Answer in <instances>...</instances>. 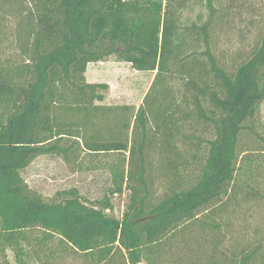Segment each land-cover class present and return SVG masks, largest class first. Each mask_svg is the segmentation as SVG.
Masks as SVG:
<instances>
[{"label":"trees","instance_id":"trees-1","mask_svg":"<svg viewBox=\"0 0 264 264\" xmlns=\"http://www.w3.org/2000/svg\"><path fill=\"white\" fill-rule=\"evenodd\" d=\"M11 1L14 11L27 5L29 43L20 61L0 57V264H12L8 249L15 264H27L22 244L38 236L58 238L92 264H157L177 241L190 245L192 226L218 229L202 213L233 194L257 192L264 26L249 56L227 66L211 38L225 15L220 0H0V10ZM192 4L204 7V20L185 18ZM111 56L154 72L138 108L102 103L109 85L86 81L88 63ZM242 135L252 142L240 158ZM81 151L125 154L94 203L75 190L46 200L22 176L38 156L70 164ZM158 165L172 187L153 202ZM124 189L129 200L117 217L109 197ZM220 245L221 238L208 239L195 264H225ZM231 263L264 264L263 243L241 249Z\"/></svg>","mask_w":264,"mask_h":264},{"label":"rangeland","instance_id":"rangeland-1","mask_svg":"<svg viewBox=\"0 0 264 264\" xmlns=\"http://www.w3.org/2000/svg\"><path fill=\"white\" fill-rule=\"evenodd\" d=\"M23 2L18 4L15 11L13 1L0 10V57L3 62L20 61L25 54L24 48L29 43L24 34V15L28 8ZM219 2V11L225 15L218 19L219 24L211 31L213 50L222 63L235 66L249 56L258 40L259 31L264 26V0ZM184 16L189 21L197 22L207 17L200 4H192L186 9ZM153 76L154 72L134 70L129 63L116 61L113 56L101 62L88 63L85 71L86 81L105 82L109 85L102 103L129 104L135 108L141 104ZM258 120L264 135V101ZM251 142V138L241 136L240 158L249 151ZM124 157L125 154L121 152L81 151L74 157V161L67 164L57 156L41 155L24 169L22 176L29 188L46 200H62L70 191L75 190L87 203H94L108 192L111 185L110 166H121ZM154 158L156 161V156ZM152 170L154 177L149 198L154 202L170 190L172 182L170 177L162 173L159 165L153 166ZM253 176L251 184L257 192L233 194L217 205L213 212H204L200 216L202 220L213 221L218 229L212 227L206 231L197 225L192 226L189 230L192 236L190 245L177 241L172 249H165L157 264L202 263L203 259L198 256L208 250L207 240L213 237L221 238L219 256L224 258L221 261L225 264H232V257L248 245L261 242L264 252V161H261ZM129 194V190L124 189L122 193L109 197L115 216H122ZM22 245L27 264H92L89 255L74 250L56 237L49 240L40 236L28 237ZM7 255L9 261L15 264L14 255L9 249ZM141 264L147 263L143 261Z\"/></svg>","mask_w":264,"mask_h":264},{"label":"water","instance_id":"water-1","mask_svg":"<svg viewBox=\"0 0 264 264\" xmlns=\"http://www.w3.org/2000/svg\"><path fill=\"white\" fill-rule=\"evenodd\" d=\"M138 264H141V263H138Z\"/></svg>","mask_w":264,"mask_h":264}]
</instances>
